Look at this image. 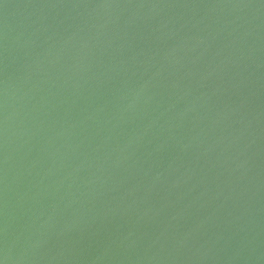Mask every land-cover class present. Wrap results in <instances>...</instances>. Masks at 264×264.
Listing matches in <instances>:
<instances>
[{"label": "water", "instance_id": "water-1", "mask_svg": "<svg viewBox=\"0 0 264 264\" xmlns=\"http://www.w3.org/2000/svg\"><path fill=\"white\" fill-rule=\"evenodd\" d=\"M0 264H264V0H0Z\"/></svg>", "mask_w": 264, "mask_h": 264}]
</instances>
